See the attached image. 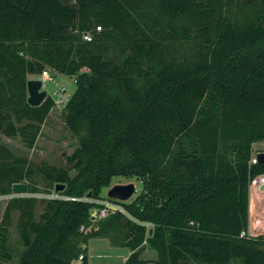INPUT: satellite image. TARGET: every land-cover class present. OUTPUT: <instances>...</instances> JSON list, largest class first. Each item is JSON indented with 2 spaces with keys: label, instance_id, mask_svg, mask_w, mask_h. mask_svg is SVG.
<instances>
[{
  "label": "trees",
  "instance_id": "1",
  "mask_svg": "<svg viewBox=\"0 0 264 264\" xmlns=\"http://www.w3.org/2000/svg\"><path fill=\"white\" fill-rule=\"evenodd\" d=\"M46 67L74 79L61 113L77 147L56 167L0 137V264L16 252L14 213L18 264H89L92 239L127 248L122 264H264V235L248 233L250 183L264 174L251 162L264 140V0H0V135L27 150L54 106L27 103L28 75ZM114 177L137 178L140 193L103 198ZM18 182L28 195H12ZM57 184L75 200L36 197ZM102 199L124 213L92 220ZM145 244L156 260L139 257Z\"/></svg>",
  "mask_w": 264,
  "mask_h": 264
},
{
  "label": "rangeland",
  "instance_id": "2",
  "mask_svg": "<svg viewBox=\"0 0 264 264\" xmlns=\"http://www.w3.org/2000/svg\"><path fill=\"white\" fill-rule=\"evenodd\" d=\"M28 79H41L43 81L44 89L47 90L48 95L54 100H57L61 97V88L65 90V96L68 98L75 90V83L72 77L65 74H59L48 67H46V69L41 74L28 75ZM62 109L63 108H52L47 119L41 126V131L35 142V146L30 150H27L23 147L18 137L9 138L3 135H0V137L2 141L5 144H8L16 154L27 156L29 160L35 164H41L42 162H45L51 166L64 167L66 165V157L70 155L77 147V141L69 131L68 126L62 117ZM263 146L264 140L255 142L252 145V156L254 157V155L263 148ZM71 174H74V172L71 171ZM260 176L261 175L257 176L253 181H256ZM36 180L39 187H41V179L36 176ZM253 181L250 183L249 187L248 233L251 236H258L264 235V188H262L264 186V180H260V185L257 183L255 186L256 188H251ZM128 183H133L136 188L134 195L127 201L129 202L141 191V182L135 177H114L110 185L102 190L101 195L103 198H106L109 188L114 185ZM35 195L40 200L45 199L48 196V194L43 192L37 193ZM7 199V196H0V217L3 213ZM108 200L109 199H102L98 201L100 202ZM41 211L42 205L39 203L36 213L37 216ZM16 220L17 213H14L13 226L10 231V242L15 247L16 252L11 262L2 264H18V254L22 249V246L17 242V234L15 230ZM147 228L152 230V225L147 224ZM129 254L130 251L127 248L111 247L107 239H92L88 244L89 264H122ZM139 257L146 260H156L158 258L157 253L147 244H145L141 249Z\"/></svg>",
  "mask_w": 264,
  "mask_h": 264
},
{
  "label": "water",
  "instance_id": "3",
  "mask_svg": "<svg viewBox=\"0 0 264 264\" xmlns=\"http://www.w3.org/2000/svg\"><path fill=\"white\" fill-rule=\"evenodd\" d=\"M27 88V103L32 107L40 106L48 97L47 90L44 89L43 81L41 79H28L26 83ZM255 161L259 164H264V152H257ZM64 188L63 184L55 186V192ZM264 188V186L262 187ZM136 188L133 183L114 185L107 191V197L113 200L126 202L135 193ZM12 194L14 196H22L28 194V185L26 182H18L12 185ZM90 196V193L87 194ZM152 230H149L151 235Z\"/></svg>",
  "mask_w": 264,
  "mask_h": 264
},
{
  "label": "built area",
  "instance_id": "4",
  "mask_svg": "<svg viewBox=\"0 0 264 264\" xmlns=\"http://www.w3.org/2000/svg\"><path fill=\"white\" fill-rule=\"evenodd\" d=\"M97 29H100L99 27ZM90 35L88 33L84 34V39H89ZM61 97L58 98L57 100H54V108H63L65 103L68 101V97L65 96V90L63 88H61ZM259 152H264V146L263 148L259 151ZM256 155V154H255ZM255 155L252 158L251 162L255 163ZM264 175H261L259 178H261ZM13 195V194H12ZM47 198H63V199H68V200H75V198L73 197H64V196H59L58 194H56V192H53L51 194H49L47 196ZM99 204H101V207L99 208H94L91 210V219H98V218H103L105 216H107L108 214L114 213L115 211H120L122 213H124V209L123 207L113 201H100ZM82 258V256L79 257V260Z\"/></svg>",
  "mask_w": 264,
  "mask_h": 264
}]
</instances>
